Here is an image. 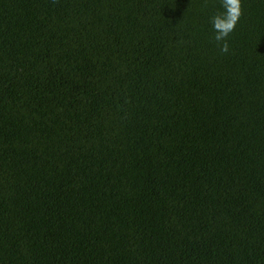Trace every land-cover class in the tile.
<instances>
[{"label":"trees","instance_id":"16d2710c","mask_svg":"<svg viewBox=\"0 0 264 264\" xmlns=\"http://www.w3.org/2000/svg\"><path fill=\"white\" fill-rule=\"evenodd\" d=\"M0 0V264H264V0Z\"/></svg>","mask_w":264,"mask_h":264},{"label":"clouds","instance_id":"9594fccd","mask_svg":"<svg viewBox=\"0 0 264 264\" xmlns=\"http://www.w3.org/2000/svg\"><path fill=\"white\" fill-rule=\"evenodd\" d=\"M242 15L241 0H219V8L209 17L213 39L223 54L229 52L228 38Z\"/></svg>","mask_w":264,"mask_h":264}]
</instances>
